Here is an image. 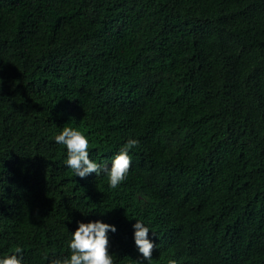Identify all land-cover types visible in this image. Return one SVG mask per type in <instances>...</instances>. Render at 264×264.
I'll return each instance as SVG.
<instances>
[{
	"label": "trees",
	"instance_id": "obj_1",
	"mask_svg": "<svg viewBox=\"0 0 264 264\" xmlns=\"http://www.w3.org/2000/svg\"><path fill=\"white\" fill-rule=\"evenodd\" d=\"M72 126L127 178H83ZM84 213H88L85 215ZM116 225L114 264H264V0H0V255L69 256L77 221Z\"/></svg>",
	"mask_w": 264,
	"mask_h": 264
},
{
	"label": "clouds",
	"instance_id": "obj_2",
	"mask_svg": "<svg viewBox=\"0 0 264 264\" xmlns=\"http://www.w3.org/2000/svg\"><path fill=\"white\" fill-rule=\"evenodd\" d=\"M57 144L66 146L65 165L73 173L81 178L95 173L100 176L106 172L107 182L110 188H116L127 178L132 164L130 150L138 144L134 138L127 139L121 145L119 151L114 154L111 164L108 161H96L89 155V138L81 130L72 126H64L54 135ZM87 215L88 213H84ZM77 227L71 232L68 240L69 256L49 259V264H114L112 253L108 250L109 232H116V225L101 219L77 221ZM133 241L137 251L150 264L152 249L155 241L149 237L150 227L140 219H135L132 223ZM23 252L19 246L11 254L0 255V264H24ZM174 264V262H173Z\"/></svg>",
	"mask_w": 264,
	"mask_h": 264
}]
</instances>
